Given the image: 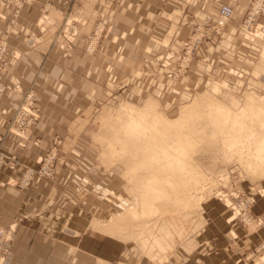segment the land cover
Listing matches in <instances>:
<instances>
[{"label":"rangeland","instance_id":"obj_1","mask_svg":"<svg viewBox=\"0 0 264 264\" xmlns=\"http://www.w3.org/2000/svg\"><path fill=\"white\" fill-rule=\"evenodd\" d=\"M117 1L0 0V100L9 94L17 101L8 126L0 131V169L22 167L18 177L0 178V186L26 188L43 179L55 184V198L61 191L75 198L86 216L79 238L86 249V264H182V252L196 251L200 255L214 252L215 264H264V173L250 163L253 157L247 151L243 156L226 152L223 134L213 132L215 123L206 117L173 130L195 129L187 131L191 134L185 142L187 153L180 158L185 168L182 175L177 173L182 184L172 191L178 204L155 201L149 212L139 203L136 217L116 231L106 228L115 215L140 198L135 178L148 176L145 165L132 174L120 157L128 152L122 149V139L131 136L124 130L132 124V118L122 112L125 106L140 109L152 100L160 115L174 119L202 93L234 110L248 97L260 104L264 98V0H251L244 14L222 3L217 12L183 15L177 22L184 28L177 32L175 24L167 30L160 24L150 34L138 33L141 46L133 62L126 69L119 64L116 71V64L106 57L112 49L111 10ZM223 4L233 8V15L219 26ZM184 9L190 11L187 5ZM230 24L232 30L226 31ZM120 39L112 46L117 57L128 51L129 38ZM54 50L65 56L61 65L72 75L69 85L74 90L60 95V101L77 109L62 113L61 121H78L80 127L53 128L51 142L32 166L2 149L10 134L41 144V138H31L30 133L44 114L41 95L35 81L24 84L16 70L26 57L37 56L35 76H40ZM77 55L90 59L86 67L75 63ZM96 60H101L100 73L93 70ZM260 105L264 107L263 102ZM144 119L139 116L143 123ZM186 195L192 201L184 207L181 202ZM0 227L10 235L12 250L16 223Z\"/></svg>","mask_w":264,"mask_h":264},{"label":"crops","instance_id":"obj_2","mask_svg":"<svg viewBox=\"0 0 264 264\" xmlns=\"http://www.w3.org/2000/svg\"><path fill=\"white\" fill-rule=\"evenodd\" d=\"M67 1L60 0L64 4ZM250 1L118 0L111 10V14L114 15V26L110 39L112 43L109 46L113 49L112 46H117L120 38L125 41L129 38L126 45L128 51L117 57L115 50L111 49L110 56H107L106 59L108 62L116 64V71L119 69V64L123 66L121 69H126L133 62L135 53L141 46V43L138 42V38H141L140 34L142 35L143 32L150 34L156 28L155 25L162 24L164 25L163 29L167 30V28H172V24H175L177 32L184 28L180 25L178 27L177 22L183 15L199 17L208 10L217 12L222 3H229L238 14H244ZM183 5L184 7L189 6L190 11H185ZM34 7L35 4L30 5L29 8L32 10ZM228 30H232L231 24L226 27V31ZM15 43L19 47H23L19 40H16ZM74 58L75 63L85 67L90 62V59L85 56L77 55ZM65 60L64 55L60 54L58 50H54L38 77L35 76V69L40 62L39 57H26L18 65L16 74L22 76L24 84L28 85L31 81H35L37 84L44 109L41 121L30 129L31 138H41L40 145L28 143L15 134H10L3 142V151L21 162L32 166L37 165V157L45 151L46 145L52 140L53 128L69 130V126L80 127L78 121H61L62 113L77 110L72 106L65 107L64 102L60 101V95L63 97L65 94L74 93L69 85L72 75L64 72V67L61 65L65 63ZM95 63L93 70L100 73L103 70L101 60H96ZM47 74L51 75L48 77L49 80ZM116 74L118 73L116 72ZM77 78L80 80L79 76ZM55 80H59V85L55 84ZM67 99L70 100L69 97ZM16 102V99L9 94H5L0 100V131L5 130L8 126L9 120L15 112ZM77 129L76 131H79ZM21 171V166L16 169L4 166L0 169V178L18 177ZM61 192L62 194L55 198V184L43 179L34 180L26 188L11 184L0 186V226H7L11 223L17 225V235L12 246L11 264H86V249L79 242L86 220L85 211L81 210V205L75 198H72L66 191ZM66 224L69 225L65 226ZM74 249L76 251L72 254ZM213 253L200 255L197 251L195 253L182 252L184 261L182 264H215Z\"/></svg>","mask_w":264,"mask_h":264},{"label":"bare ground","instance_id":"obj_3","mask_svg":"<svg viewBox=\"0 0 264 264\" xmlns=\"http://www.w3.org/2000/svg\"><path fill=\"white\" fill-rule=\"evenodd\" d=\"M262 102L264 103L263 97L260 99V104ZM260 104L248 97L239 110H234L215 101L208 94L202 93L195 98L193 103L183 106L178 117L174 119L160 115L155 110L152 100L145 102L140 109L125 106L122 112L132 118V124L124 130L131 136L122 139L124 144L122 149L128 152L120 157L128 162L132 174L145 165L148 169V176L146 179L135 176L134 185H136L140 198L124 212L115 215L106 228L116 231L120 225L136 217L140 212L137 207L139 203L143 205V211L149 212L154 210L150 206L155 201H162L166 205L178 204V199L173 196L172 191L182 184L178 174L182 175L185 168L180 158L187 153L188 144L185 142L191 137L187 131L194 132L195 129L191 128L177 133L173 130L182 129L185 122L194 121L200 117L214 121L213 132L219 131L223 134L222 147L224 150L229 153L236 151L239 156H243L247 151L246 154L253 157L250 163L264 173V112L261 113L264 107L262 108ZM134 110H137L136 113H133ZM139 116L146 119L145 123L139 120ZM141 123H143L142 127L139 126ZM169 138H171L170 141H168ZM127 145L130 146L127 147ZM160 145L162 146L158 147ZM108 153L111 157L110 152ZM168 170L174 174L172 177L169 176ZM162 171L168 173L164 174ZM182 199L181 204L184 207L192 201L189 195Z\"/></svg>","mask_w":264,"mask_h":264},{"label":"built area","instance_id":"obj_4","mask_svg":"<svg viewBox=\"0 0 264 264\" xmlns=\"http://www.w3.org/2000/svg\"><path fill=\"white\" fill-rule=\"evenodd\" d=\"M232 15L233 8L228 4H223L218 13L217 25L222 26ZM11 245L12 239L6 228L0 227V264H9L12 256Z\"/></svg>","mask_w":264,"mask_h":264}]
</instances>
